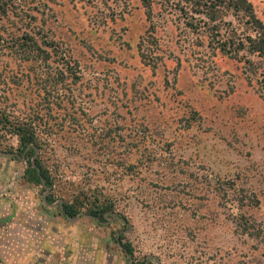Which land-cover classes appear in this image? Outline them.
Segmentation results:
<instances>
[{"label":"rangeland","instance_id":"rangeland-1","mask_svg":"<svg viewBox=\"0 0 264 264\" xmlns=\"http://www.w3.org/2000/svg\"><path fill=\"white\" fill-rule=\"evenodd\" d=\"M181 2L0 10V103L38 143L0 123V264H264V58L240 45L258 32L230 14L218 40L236 57L217 53ZM26 33L45 60L12 50ZM37 158L52 187L29 180Z\"/></svg>","mask_w":264,"mask_h":264},{"label":"trees","instance_id":"trees-1","mask_svg":"<svg viewBox=\"0 0 264 264\" xmlns=\"http://www.w3.org/2000/svg\"><path fill=\"white\" fill-rule=\"evenodd\" d=\"M145 6H149L148 0H143ZM15 4V0H0V10L3 12H7L8 7ZM179 4V5H178ZM178 6H180V10L182 13V16L186 15V20L189 18L188 14L190 12H194V14L197 15H203L204 17L200 19V23L203 22L204 25H208L206 27L207 31L211 32L214 36L217 38L213 40L216 41L217 44L214 45V49L217 53H221L223 55H229L232 56V58H235V55H232L233 52L231 50L230 42L229 41H219L221 40L219 38L221 27L224 23V20L227 16L230 14L238 17V18H245L247 19V22L254 24V29L258 32V36L255 38L251 35H247V42L240 44L241 48L244 50H247L248 54L257 55L259 57L264 58V19H262L255 11L254 5L249 0H182L181 3H177ZM193 18V17H191ZM188 24L193 26L192 22L188 19ZM198 26V25H197ZM17 39V38H16ZM16 39H14V46L12 50L19 54L20 59H23L26 62H33V61H40L41 59L45 60L47 56H49V53H45L46 50L43 49L41 43L33 37V35L26 33L25 37L22 36V39L24 41L18 40L16 42ZM219 39V40H218ZM235 41L232 40V44H234ZM249 45L247 46V44ZM44 53L46 55H44ZM243 58L246 63L250 64L249 67H252V72L256 73V68H262V66H258L256 60H252L248 58L247 55L243 54ZM77 71H74V74H76ZM257 84L260 88V94L261 96H264V69L260 73ZM1 100V97H0ZM1 102V101H0ZM11 114L7 112L6 109H4L0 103V123H4V126L10 124V127H8V130L10 133H14L18 135L20 139V146L21 151H25L28 146L31 144H34L35 146H38L37 143V135L36 131L31 128L30 126H27L26 123L23 121H16L10 118ZM35 147H31L32 153H35ZM36 163L39 168H41V173L38 171V167H34L32 160L29 163V170L28 172V178L29 180L36 182V183H42V177L45 178V183L52 187V179L47 174V172L42 168V164L40 160L37 158ZM238 208L243 204H240V201L237 202ZM241 206V207H242ZM112 206H105L102 207V209L98 210H92V214L97 218H104V213L107 210H110ZM63 211L65 215L69 217H76L80 211L74 204L66 203L63 207ZM130 254H132L130 252ZM144 264V263H143Z\"/></svg>","mask_w":264,"mask_h":264},{"label":"water","instance_id":"water-1","mask_svg":"<svg viewBox=\"0 0 264 264\" xmlns=\"http://www.w3.org/2000/svg\"><path fill=\"white\" fill-rule=\"evenodd\" d=\"M39 173H41L40 169H38ZM42 181H44V177H42Z\"/></svg>","mask_w":264,"mask_h":264}]
</instances>
